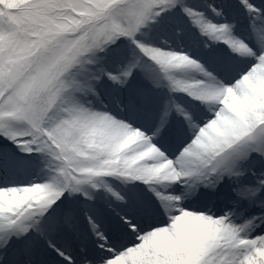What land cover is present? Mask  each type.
Listing matches in <instances>:
<instances>
[{"label":"snow or ice","instance_id":"snow-or-ice-1","mask_svg":"<svg viewBox=\"0 0 264 264\" xmlns=\"http://www.w3.org/2000/svg\"><path fill=\"white\" fill-rule=\"evenodd\" d=\"M0 264H264V0H0Z\"/></svg>","mask_w":264,"mask_h":264}]
</instances>
